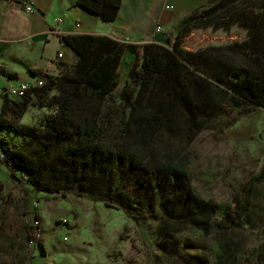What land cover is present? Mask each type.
Returning <instances> with one entry per match:
<instances>
[{
	"label": "trees",
	"instance_id": "trees-1",
	"mask_svg": "<svg viewBox=\"0 0 264 264\" xmlns=\"http://www.w3.org/2000/svg\"><path fill=\"white\" fill-rule=\"evenodd\" d=\"M121 1L78 4L104 21H114ZM213 26L222 29L217 45L199 33L195 36L198 28ZM179 29L183 35L177 39L191 47H180L182 57L169 47L171 37L166 38L168 46L160 40L63 37L78 60L66 65L60 78L31 87L18 98L12 117H0V129L7 130L0 141L7 162L28 175L26 184L37 195L66 198L78 187L120 205L137 224L160 221L163 226L170 219L187 217L206 225L215 234L214 246H221V255L227 256L232 246H239L236 227L254 209L253 192L264 183V173L234 205L218 204L203 196L197 177L187 169L184 150L174 149L168 140L178 136L190 142L205 129L217 127L227 106L242 108L252 100L264 108V94L253 98L239 90L254 73L264 84V0H210L187 14ZM241 33L244 41L239 40ZM226 37L233 42L220 44ZM127 53L133 55L129 80L119 93L122 104L116 105L110 95L120 84ZM33 97L49 110L40 126L22 123ZM114 128L119 138L112 142ZM8 132L21 135L23 141L14 142ZM39 245L45 257L40 241Z\"/></svg>",
	"mask_w": 264,
	"mask_h": 264
},
{
	"label": "rangeland",
	"instance_id": "rangeland-1",
	"mask_svg": "<svg viewBox=\"0 0 264 264\" xmlns=\"http://www.w3.org/2000/svg\"><path fill=\"white\" fill-rule=\"evenodd\" d=\"M188 10L196 12L197 7ZM185 17L184 13L168 11L165 17L168 26L163 29L165 34L171 33L169 47L179 55L180 47L191 48L183 39V42L177 39L183 35L179 28ZM198 29L195 36L199 33L208 43H219L217 36L221 28ZM163 38L159 43L168 46L167 36ZM239 40H245L242 33ZM221 42L233 41L226 37ZM247 50L250 52L251 48ZM66 68L62 66L40 78L47 83L60 78ZM125 79L126 75L121 73L120 84L110 95L116 99V105L122 104L119 93ZM251 80L239 89L241 94L260 97L264 94L262 79L254 73ZM226 108L227 114L217 127L205 129L190 142L178 136L168 141L174 149L184 150L187 169L197 177V187L207 200L234 205L255 178L264 173V108L252 100L242 108ZM48 112V108L33 97L22 123L40 126ZM115 121L120 123L118 118ZM8 135L16 143L23 141V137L14 132ZM111 136L112 142L118 140L115 128ZM22 185L21 190L0 183V264H264V183L255 187L254 209L236 227L234 239L239 246H232L231 255L227 256L223 252L221 255V246H214L215 234L205 229L206 225H197L182 215L167 224L163 222V226L160 221L137 224L120 205L105 202L78 187L64 198L37 195L33 187ZM34 215L40 218L42 236L32 243ZM39 241L45 257L41 255Z\"/></svg>",
	"mask_w": 264,
	"mask_h": 264
},
{
	"label": "crops",
	"instance_id": "crops-1",
	"mask_svg": "<svg viewBox=\"0 0 264 264\" xmlns=\"http://www.w3.org/2000/svg\"><path fill=\"white\" fill-rule=\"evenodd\" d=\"M208 1L122 0L117 18L104 21L80 6L78 0H0V62L4 66L0 88L33 84L41 75L74 65L78 56L65 45L63 37L98 35L131 43L159 41L164 36L171 37V33L156 32L159 26L163 29L168 26L165 18L168 11L187 15L188 9L198 8ZM27 5L33 6V13L26 11ZM132 60L133 55L127 53L121 66V73L126 75L124 84L129 80L128 63ZM18 102V98L0 95V117L11 118L12 108ZM1 133L7 130L0 129ZM8 171L0 164V183L22 190L23 182Z\"/></svg>",
	"mask_w": 264,
	"mask_h": 264
},
{
	"label": "built area",
	"instance_id": "built-area-1",
	"mask_svg": "<svg viewBox=\"0 0 264 264\" xmlns=\"http://www.w3.org/2000/svg\"><path fill=\"white\" fill-rule=\"evenodd\" d=\"M26 11L29 13L34 12V8L32 5H27L26 6ZM60 22L61 20H57ZM157 33L163 32V28L159 26L156 30ZM60 58L63 57V54L59 55ZM4 77V66L0 62V82L2 81ZM45 84V81L42 78H38L35 83H22L17 87L14 88H7V89H2L0 88V95L3 97H11V98H22L26 95V93L29 91L31 87L34 86H43ZM0 164H3L11 173H15L18 178L20 179L21 182L23 183H28V175L25 172H19L16 171L15 167L7 162L5 152L2 146V143L0 141ZM64 223H67L66 220H64ZM32 228H33V234L31 235V242L34 243L35 239H39L42 236V229H41V221L34 215L32 218Z\"/></svg>",
	"mask_w": 264,
	"mask_h": 264
}]
</instances>
